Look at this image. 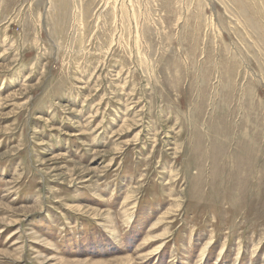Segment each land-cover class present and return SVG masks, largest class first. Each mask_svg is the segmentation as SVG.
<instances>
[{
    "label": "rangeland",
    "instance_id": "rangeland-1",
    "mask_svg": "<svg viewBox=\"0 0 264 264\" xmlns=\"http://www.w3.org/2000/svg\"><path fill=\"white\" fill-rule=\"evenodd\" d=\"M0 264H264V0H0Z\"/></svg>",
    "mask_w": 264,
    "mask_h": 264
},
{
    "label": "bare ground",
    "instance_id": "bare-ground-1",
    "mask_svg": "<svg viewBox=\"0 0 264 264\" xmlns=\"http://www.w3.org/2000/svg\"><path fill=\"white\" fill-rule=\"evenodd\" d=\"M170 149V148H169ZM157 249V248H156ZM152 251H155V249L154 250H152ZM152 254H153V252H152ZM155 254V253H154ZM149 255V254H148Z\"/></svg>",
    "mask_w": 264,
    "mask_h": 264
}]
</instances>
